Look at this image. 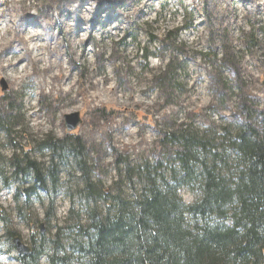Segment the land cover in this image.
Segmentation results:
<instances>
[{"label":"rangeland","instance_id":"1","mask_svg":"<svg viewBox=\"0 0 264 264\" xmlns=\"http://www.w3.org/2000/svg\"><path fill=\"white\" fill-rule=\"evenodd\" d=\"M14 1L0 11V29L12 28L4 36L0 31V50L12 53L15 42L7 41L22 39L17 66L30 78L16 88L18 70L0 74V208L8 222L0 220V264H21L7 231L29 249L53 241L78 221L87 224L86 206L104 216L116 198L137 200L146 186L139 170L169 168L183 132L221 149L238 127L257 125L264 113V12L258 9L264 0H238V9L231 0ZM68 18L77 26L70 34L76 55L64 64L71 73L49 84L47 71L38 75L40 68L24 63V38L56 36L67 61ZM42 54L34 50L38 59ZM76 113L81 123L67 133L64 117ZM69 137L83 146L84 171L64 155L54 187L14 179L10 161L21 160L22 149L47 168L43 143ZM85 180L103 200L83 202ZM193 189H179L183 204L195 202ZM38 264H48V257Z\"/></svg>","mask_w":264,"mask_h":264},{"label":"trees","instance_id":"2","mask_svg":"<svg viewBox=\"0 0 264 264\" xmlns=\"http://www.w3.org/2000/svg\"><path fill=\"white\" fill-rule=\"evenodd\" d=\"M202 140L183 132L181 151L169 168L139 170L146 186L137 200L116 198L104 216L86 206L87 224L78 221L67 234L37 242L20 263L38 264L45 255L48 264H264V113L257 125L238 127L221 149ZM43 146L49 167L30 160L22 149L23 158L10 161L15 180L32 177L41 189L54 187L64 155L84 171L79 139H51ZM181 188H195L190 190L193 204L182 203ZM85 189L86 204L105 197L87 180ZM0 220L8 225L1 208ZM15 236L6 232L10 240Z\"/></svg>","mask_w":264,"mask_h":264},{"label":"bare ground","instance_id":"3","mask_svg":"<svg viewBox=\"0 0 264 264\" xmlns=\"http://www.w3.org/2000/svg\"><path fill=\"white\" fill-rule=\"evenodd\" d=\"M154 1H160V0H154ZM231 1H233L235 8L238 9L239 7H237L236 5L240 4V1H238V0H231ZM13 2H15V1L14 0H3L2 2H0V11H2L1 9L4 5H7V4H10ZM84 7H83V9H84ZM258 9L264 12V4L259 6ZM2 15H3V13H2ZM2 15L0 14V19H1ZM11 15H12V13L10 14V16ZM234 17L236 18L237 21H239L241 19V15L238 11ZM69 18L66 21V23H64V25L68 28V30H67V35L63 37L67 43H70L69 44L70 45L69 46L70 47L69 54L71 56L67 61H65L64 59L61 60V55L59 54L61 48H60V45L58 44L59 41L57 42V40L59 38H57L56 36L50 38L48 41L47 40H45V41L41 40V41H35V42L33 40V35H26L24 38L25 43H26L25 47H26V49H28V51L26 52V60L24 61V63L28 64V62H27V59H28L32 63V65H34L35 68H38V69L40 68L38 75H42V72L47 71L49 84H53L55 82V80H57V77L61 78L63 76H66L69 78L70 73H71V69L69 66H70V62L72 61V58L76 55L75 54L76 51H75V47L71 44L70 34H71L72 30L74 28H76L77 26L74 27V25L71 24V21L69 20ZM8 26H5L2 29H0V31H2L1 34H3V36L7 33V31L9 33L12 32V28L8 27ZM52 30L53 29H51V31ZM1 36L2 35H0V38H1ZM15 39H17V38L15 37ZM21 40L22 39L19 38L16 41H14V39L12 41H7V44H11L12 42H15V46L12 49V51H13L12 53H7L4 50H0V58L2 57V59H3V60H0V74H7V73H10V71L16 72L18 70L19 76L15 78V81H13L14 86L16 88H19L22 85V83H23L22 87H25V84H26L25 80L30 78L29 76L24 75V73H25L24 68H19L17 66L18 65L17 60H20V58H21L20 52L23 50V48L21 46H19ZM63 46H65L64 43H63ZM0 48H1V45H0ZM36 49H41V51L43 52L42 58L38 59L34 55V50H36ZM63 49H64V47H63ZM7 57H9L10 59L7 60L6 59ZM11 62H14V63L8 65ZM66 63H69V66H67V67L64 66V64H66ZM62 72L64 73V75ZM43 82L44 81L41 80V81H39V83H35V85L32 88L33 89L34 88L40 89L43 85ZM70 82H71V80H70ZM139 84L140 83L133 84L132 87H134L135 89H138ZM70 86H71V84H70ZM64 96H65V94H64ZM61 104L62 103L60 102L59 107L62 106ZM65 105H66V103H65ZM37 124H39V123H37Z\"/></svg>","mask_w":264,"mask_h":264},{"label":"water","instance_id":"4","mask_svg":"<svg viewBox=\"0 0 264 264\" xmlns=\"http://www.w3.org/2000/svg\"><path fill=\"white\" fill-rule=\"evenodd\" d=\"M65 120V126L67 129V132L74 131L77 126L81 123V119L79 117V114H73L68 115L64 117ZM15 248L17 250V253L19 255H24L27 253V247L21 242L19 238L14 239Z\"/></svg>","mask_w":264,"mask_h":264}]
</instances>
